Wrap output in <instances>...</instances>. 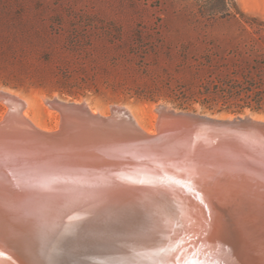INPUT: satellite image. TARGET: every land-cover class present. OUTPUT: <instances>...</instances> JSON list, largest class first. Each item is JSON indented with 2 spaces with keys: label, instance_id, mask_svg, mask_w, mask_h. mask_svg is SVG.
<instances>
[{
  "label": "bare ground",
  "instance_id": "6f19581e",
  "mask_svg": "<svg viewBox=\"0 0 264 264\" xmlns=\"http://www.w3.org/2000/svg\"><path fill=\"white\" fill-rule=\"evenodd\" d=\"M44 101L60 114L55 128L38 125L28 99L0 88V264H57L78 250L84 258V246L103 242L112 228L115 237L131 238L120 264L163 263L192 240L205 242L219 263L264 264V180L186 181L196 172L185 163L171 179L167 166L156 168L139 149L138 136L167 127L171 106L159 104L157 124L146 129L124 106L103 113L87 101ZM206 116L243 121L264 134L263 117ZM141 248L156 251L140 257Z\"/></svg>",
  "mask_w": 264,
  "mask_h": 264
},
{
  "label": "rangeland",
  "instance_id": "374dc122",
  "mask_svg": "<svg viewBox=\"0 0 264 264\" xmlns=\"http://www.w3.org/2000/svg\"><path fill=\"white\" fill-rule=\"evenodd\" d=\"M263 70L264 0H0V88L28 99L44 128L59 123L44 101L55 97L127 107L146 129L162 103L264 118L196 102L204 87Z\"/></svg>",
  "mask_w": 264,
  "mask_h": 264
},
{
  "label": "water",
  "instance_id": "95a60500",
  "mask_svg": "<svg viewBox=\"0 0 264 264\" xmlns=\"http://www.w3.org/2000/svg\"><path fill=\"white\" fill-rule=\"evenodd\" d=\"M166 118L169 124L163 131L156 134L142 133L135 140L141 145L139 149L143 148L145 153L155 158L156 168L167 166L170 174L165 176L176 179L180 172L178 164L185 163L194 167L196 172L195 175L184 178L186 181L190 178L199 183L232 182L239 178L254 180L255 176L264 180V168L260 158L262 156L259 154L264 153V134L246 127L243 121L215 119L193 110L174 109L168 112ZM255 151L259 152L249 155ZM187 192L190 197L200 202L195 190ZM202 206L205 207V214L212 213L211 206L208 207L206 202ZM113 230L116 229L112 228L103 233L106 237V240L102 239L103 242L85 245L82 250L84 258H81V251L78 250V253L70 252L61 256L62 261L58 260L57 264H120L122 252L125 253L131 245L128 243L131 238H117L115 233L111 234ZM193 242L195 241L192 240L186 248L180 250L175 258L155 264H230L227 260L219 263L217 257L211 254L208 245H204L205 242L196 245ZM218 242L228 256L230 248L225 247V243ZM202 246L204 253L200 251ZM155 251L147 253L141 248L138 256L147 257L151 253L155 254Z\"/></svg>",
  "mask_w": 264,
  "mask_h": 264
},
{
  "label": "trees",
  "instance_id": "16d2710c",
  "mask_svg": "<svg viewBox=\"0 0 264 264\" xmlns=\"http://www.w3.org/2000/svg\"><path fill=\"white\" fill-rule=\"evenodd\" d=\"M199 95L204 99L197 103L211 110L220 105L219 112L240 114L246 109L264 111V70L259 78L249 71L242 80H223L212 89L204 87ZM182 107L189 109L190 105Z\"/></svg>",
  "mask_w": 264,
  "mask_h": 264
}]
</instances>
